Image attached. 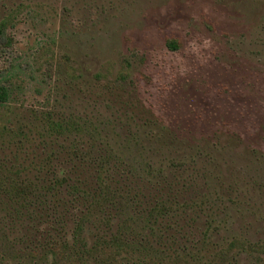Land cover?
<instances>
[{"label": "rangeland", "instance_id": "374dc122", "mask_svg": "<svg viewBox=\"0 0 264 264\" xmlns=\"http://www.w3.org/2000/svg\"><path fill=\"white\" fill-rule=\"evenodd\" d=\"M3 16L15 44L0 54L1 118L26 124L29 108L53 105L113 119L107 105L137 102L176 138L144 143L159 162L198 166L203 189L237 185L213 240L264 244V0H0Z\"/></svg>", "mask_w": 264, "mask_h": 264}, {"label": "trees", "instance_id": "16d2710c", "mask_svg": "<svg viewBox=\"0 0 264 264\" xmlns=\"http://www.w3.org/2000/svg\"><path fill=\"white\" fill-rule=\"evenodd\" d=\"M12 27L0 19V54L14 47ZM10 96L0 79V115ZM43 107L29 108L26 124L0 117V264H239L237 250L264 255L261 243L213 240L237 185L217 178L203 189L198 166L159 162L165 154L144 143L171 149L176 138L155 117H138L137 102L107 105L113 119ZM141 128L152 131L142 137Z\"/></svg>", "mask_w": 264, "mask_h": 264}]
</instances>
